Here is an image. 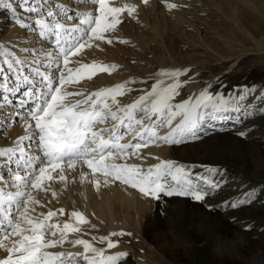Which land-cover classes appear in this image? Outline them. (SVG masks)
<instances>
[{
  "label": "bare ground",
  "instance_id": "1",
  "mask_svg": "<svg viewBox=\"0 0 264 264\" xmlns=\"http://www.w3.org/2000/svg\"><path fill=\"white\" fill-rule=\"evenodd\" d=\"M56 2L63 4L70 16H75L81 10H94L98 7L87 0H56ZM127 2L128 0H110L111 6L119 7ZM176 2L177 0H148L146 4L138 5V9L145 7L139 16L129 17L126 12L123 13L120 17L122 22L113 32L106 34L112 39L111 44L106 41H91L92 46L83 49L79 56L70 58L72 62L68 65L73 69V75L76 68L92 62L117 67L110 73L97 71L91 79L70 84L66 90L84 92L87 95L100 88L132 81L126 85V89L131 91L126 90L123 96L117 97L120 105H126L150 91L157 79L164 81L163 86L172 83V79L156 76V73L162 69L188 70L179 77L181 82L186 81V83H182L180 94L174 98L173 103L182 102L189 95L198 93L209 84L212 85L210 89L212 92L219 91L226 94L239 92L243 88L256 89L241 105L246 109V106L251 104L254 113L252 116L229 112L224 114L229 117L228 119L208 118L198 133V139H187L181 144L172 145L149 144L139 150V155L130 154L125 159L115 160V163L136 164L145 170L157 164L159 160H172L180 165L189 166L195 173L205 172L206 167H215L221 170L223 187L204 201L179 196H162L157 201L142 195L138 189L118 180H112L111 177L106 184L105 178L99 173L96 174V179L100 180V186L97 188L92 182L91 170L82 162H79L75 169L65 167L67 177L65 181L57 179L47 182L49 187L47 192L34 191V195L41 202L40 205L35 206L34 215L46 214L49 210L56 211L57 215L50 222L62 226L66 221L75 223V218L70 214L73 211H80L89 223L80 225V232L69 233L67 241L62 246L57 245L49 251L82 252L83 246H73L70 241L85 239L95 247L104 249L105 255L126 252L127 256L122 258L123 264H172L169 259L173 264H227L234 259L240 264H250L245 249L250 251L252 259L259 258L264 263V222L257 224L262 228L259 233H249L256 235L257 247L255 243L245 241L243 237L246 233V224L255 222L245 214V210L260 208L262 204L259 203L264 202V195L257 196L260 199L248 206L234 209L236 211L223 203L235 200L250 187H257L260 180L263 181L262 188L264 185V123L260 124L264 121V114L258 115L262 113L258 109L264 104V100L253 99L264 94V83L254 81L255 78L260 79L264 76V66H254L248 78L235 74L231 81L225 79L232 71L244 64L247 58L256 56L264 60V32L260 40H254L253 35L243 29L241 20L221 16L222 23L228 27L223 33L228 38H222V34H218L222 38L221 43L218 40L214 46L202 42L196 43L193 40L194 43L185 38L186 40L180 42V45L176 40L181 37L180 34L183 36L186 27L191 28L189 30L191 33L195 30L196 37L203 42L207 40L205 38L208 37L206 33L208 29L204 26L199 27L201 23L195 24L197 21L193 22L194 17H181L176 10L164 11V8H167L166 4H176ZM13 3L19 2L15 3L13 0ZM8 13L12 19V14L9 11ZM17 15L31 23L30 14L18 9ZM65 21H71V24L78 23V20L67 19L62 22ZM5 24L8 28L2 31ZM0 30L3 32L0 35V43L6 44L18 56L26 57L28 61H31L32 53L23 52L24 48L44 49L55 53L54 45L50 40H42L31 30H22L14 20L12 23L0 22ZM248 37L254 50L245 48ZM121 40L127 43H121ZM186 44L195 51L201 52H183ZM176 45H180V50ZM251 51L252 53H246ZM62 62L61 57L60 63ZM223 66L226 67V71H223ZM65 75L68 73L65 72ZM19 97L20 94L17 93L15 97H10L11 104L0 107V147L12 146L15 139L24 134L23 122L19 116L14 115L18 110ZM69 99L74 102L81 97L73 96ZM10 113L13 114L11 117L7 115ZM237 116L240 117L239 120ZM1 123L7 125L3 126ZM8 124L16 125L10 128ZM168 131V127H161L158 129V134L165 135ZM242 131L246 132L244 137L238 135ZM130 139L131 136H125L121 143H127ZM32 147L35 148V144ZM0 172H3L6 179L8 178L6 171L0 169ZM82 173L86 174V178L82 179ZM53 192L56 193L55 197L52 195ZM61 208L64 209L63 215L58 212ZM261 211L264 212V207ZM261 217L264 218L262 214ZM227 224H231L230 228L233 230L230 231ZM93 225L95 227H92ZM118 231L131 235L111 237L113 241H118L116 247L112 249H107L106 241L92 240L93 236L100 237ZM210 239L216 243V250L209 249L211 252L207 251ZM223 239L234 240L229 242L232 243V249L221 250ZM6 254V249L0 248V258Z\"/></svg>",
  "mask_w": 264,
  "mask_h": 264
},
{
  "label": "snow or ice",
  "instance_id": "2",
  "mask_svg": "<svg viewBox=\"0 0 264 264\" xmlns=\"http://www.w3.org/2000/svg\"><path fill=\"white\" fill-rule=\"evenodd\" d=\"M87 2L98 7L70 16L65 6L56 0H19L18 4L13 0H0V9L9 11L17 25L37 33L42 40H50L55 48V53L24 48L23 52L32 53V59L28 61L0 43V107L11 104L10 97L19 93L18 110L14 115L20 117L24 128V134L18 136L12 146L0 147V169L8 175L6 179L0 172V248L6 249L7 253L0 258V264H123L126 252L105 255L104 249L85 239L70 241L73 246H83L82 252L49 251L57 245L62 246L69 233L80 232V225L89 221L80 211L70 214L75 223L66 221L62 226L50 222L57 215L56 211L34 215L35 206L41 204L34 191L47 192V182L65 181V167L75 169L82 162L91 170L92 182L97 188L100 180L96 179V174L99 173L106 184L111 177L157 201L162 196L204 201L223 187V175L218 168L206 167L205 172L195 173L189 166L172 160H159L145 170L139 165L115 163V160L125 159L130 154L139 155V150L149 144L172 145L198 139V133L208 118L228 119L224 114L229 112L247 116L254 114L251 104L246 109L241 107L256 91L254 88L226 94L212 92L209 84L182 102L173 103L180 94L182 83H186L179 77L187 69L160 70L157 77H167L173 82L163 86L164 81L157 79L150 91L126 105H120L117 97L123 96L126 90L131 91L126 89V85L132 81L100 88L87 95L67 91L68 85L91 79L97 71L110 73L117 67L92 62L76 68L73 75V69L68 65L72 62L70 58L79 56L83 49L92 46L91 41L111 44L113 41L106 34L113 32L122 22L120 17L123 13L132 17L137 11V6L132 3L119 7L111 6L110 0ZM142 2L146 4L148 0ZM166 6L169 9L176 7L172 3ZM18 9L30 14L31 23L17 15ZM64 19L78 20V23L67 25L62 22ZM120 42L127 43L124 40ZM73 96L81 99L73 102L69 99ZM253 99L264 100V94ZM258 111L264 112V104ZM7 115L11 117L13 114ZM178 116L182 119L173 127L172 122ZM160 127H168L169 131L159 135ZM238 135L244 137L246 132ZM125 136H131V139L121 143ZM217 176L220 178L216 179ZM84 178L86 174L82 173ZM52 195L55 197L56 193ZM256 199L254 193L246 192L223 203L238 209ZM58 212L63 215L64 209ZM125 235L131 233L111 232L105 236H93L92 240L106 241L107 249H112L118 241L111 237Z\"/></svg>",
  "mask_w": 264,
  "mask_h": 264
},
{
  "label": "rangeland",
  "instance_id": "3",
  "mask_svg": "<svg viewBox=\"0 0 264 264\" xmlns=\"http://www.w3.org/2000/svg\"><path fill=\"white\" fill-rule=\"evenodd\" d=\"M17 2H19V0H15V3H17ZM127 3H132V4H135L137 6V11L133 17L139 16L141 14V11H143L145 9L144 6L142 8H140L141 10L138 9V7H139L138 5L143 3L142 0H128ZM175 5H177V6L175 8H172V9H169L168 7L164 8V11L169 12L172 10H176L179 14H181L180 15L181 17L182 16L194 17L195 19L192 18L194 20V21L193 20L192 21L198 22V23L196 22L195 24L201 23L199 27L203 28V26H204L209 31V32L208 31L206 32L208 37L206 36L207 38H205L208 41L206 40L205 42H203V40H201L200 38L198 39L196 37L195 30H193V32H192V33H194V35H193L191 32H189V30H191V28L189 27V29H188V27H186V29L184 28L186 31H184L183 36H182V34H180L181 37L176 40V42H178V44H180V42L182 43V41L186 40V39H187V41L188 40H192V41L194 40L196 43L202 42V43H206L209 45L213 44L214 46L216 45V42L218 40H220L219 42L221 43V39L223 37H227V35H225L223 33H225L227 28H228L227 26H225L222 23L221 16H230V17L237 18V20H241L243 29L247 33H250L251 35H253L254 40L255 39L260 40V38L262 37V33L264 32V0H219L218 2L216 0H214V1L213 0H191V1L190 0H177ZM217 10H219V11H217ZM9 15L10 14L8 13L7 10L0 9V22L12 23L13 20L10 19ZM200 17H202L203 19L202 18L200 19ZM196 18H199V19L196 20ZM64 23L67 25H71V21L70 22L65 21ZM4 26L5 27H3L1 29L2 31H5V29L8 28L7 24H5ZM22 30H25V29H22ZM2 33L3 32H0V35H2ZM180 33H182L181 30H180ZM25 34L27 35V32ZM218 34H222V38H220V36ZM250 40L251 39H249V37H248L245 48L246 49L248 48L250 50H254V46L251 44ZM233 42H235V41H233ZM239 44H240V40H239ZM180 45H176L178 50H180V48H179ZM185 46H186V48H184L182 50L183 52H185V51H187V52L191 51L192 53H193V51L195 53L201 52L200 50L195 51L188 44H186ZM246 53H252V51L246 52ZM199 58L203 59V57H199ZM213 63H214V61L211 62V64H213ZM257 65H261L263 67L264 66V60H262L261 58L256 57V56H252L251 58H247L244 61V64H241V66L238 67L235 71H232V73L229 74L228 76H226L225 79H227L228 81H231L235 77V74H238L240 76L248 78L250 76L252 70L254 69V66H257ZM224 67L225 66L222 67L223 71H226V67L225 68ZM254 81L257 83H259V81H260V83H264V76H261L260 79L255 78ZM262 114H264V113L262 112V113H259L258 115L260 116ZM180 119H181V117H179V116L176 117L172 122V126L174 127ZM263 123H264V121L260 122V124H262V125H263ZM1 125L6 126L7 124L1 123ZM8 125L10 128H13L16 124H8ZM258 126H259V124H258ZM168 130H169V128H168ZM261 183L263 184L262 180H260V183H258V184L261 186ZM259 185H257V187H250V189H248L247 193H249V192L254 193V195L256 197L264 195V185H263V188H262V186L260 187ZM258 188H259V190H257ZM252 189H253V191H252ZM259 199L260 198H257L256 200H259ZM259 204H262V206L260 208H257V209L253 208V209H246L245 210V214L250 216L252 218V220L255 221L254 223H252V221H251V223L246 224V227H245L246 233L243 236L245 238V241H250V242L255 243V241H256L255 238H257L256 235L255 234L250 235L249 233L250 232L259 233L262 230V228L257 226V224L264 222V218L261 217V214H262V216H264V212L261 211V208L264 207V202H260ZM234 211H236V210H234ZM235 213H237V212H235ZM258 213H260V214H258ZM256 214H258V217L256 216ZM195 224H197V223H195ZM226 226L231 231V229H232V228H230L231 224H227ZM256 226L258 227L257 229H256ZM216 235H218L217 232H216ZM210 240H209L207 251H209V249L213 250V248H214L213 251H215L216 250V245H215L216 243L213 239H210ZM223 241L224 242H223L221 250L225 251V250H228L229 248L232 249V246H231L232 243H229V242L230 241L233 242L234 241L233 239L232 240L231 239H227V240L223 239ZM245 245H247V243H245ZM255 246L257 247L256 243H255ZM247 250L248 249H245L244 252L246 255H248L247 258H248L250 264H260V263L264 264L262 259H259V258L258 259L257 258L252 259L250 251H247ZM263 250H264V248H263ZM209 252H211V251H209ZM169 260H170V263L173 264V261L171 259H169ZM227 264H240V262L237 259H234L233 261H231L230 263H227Z\"/></svg>",
  "mask_w": 264,
  "mask_h": 264
}]
</instances>
